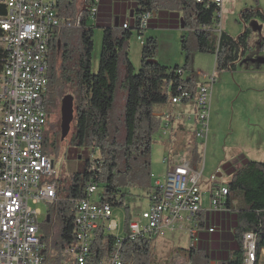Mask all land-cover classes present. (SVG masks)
<instances>
[{
    "label": "trees",
    "instance_id": "1",
    "mask_svg": "<svg viewBox=\"0 0 264 264\" xmlns=\"http://www.w3.org/2000/svg\"><path fill=\"white\" fill-rule=\"evenodd\" d=\"M114 1L116 0H83L84 8L76 21L70 16L74 0L56 2L57 16L63 24L70 23L71 26L63 25L54 30L50 39L44 106L48 120L49 113L56 107L64 88H70L75 116L70 138L71 148L66 154L73 149L74 160L79 159L82 164L72 171L63 198H59L60 179L53 177L57 181V200L50 207L49 213L55 212L60 227L55 241L57 253L52 261L48 256L47 234L44 231L41 233V241L45 246L43 254L49 264H60L66 259L62 252L73 242L75 205L78 200L90 197L85 192L88 183L101 187L98 202L108 203L112 208L124 204L125 196L131 194V188L146 187L149 190L152 137L162 130V109L182 91L194 96L197 88L190 67L193 53L213 54L216 71L232 72L237 62L250 49L251 31L247 23L255 17L264 22V13L259 8H244L240 11L244 29L233 37L223 29L219 34L213 31L219 21V7L215 0H130L132 16L126 14L123 21L114 25L111 23ZM92 8L96 10L91 14ZM161 10L169 11L172 15L176 12L180 14L177 23L180 26V19L182 20L181 49L185 54V63L174 67L160 64L155 59L156 39L148 36L142 41L140 66L135 70L128 57L127 42L133 31L141 36L147 29V24L145 28L139 27L145 12H151L152 16ZM5 14L6 7L0 4V17ZM89 19L92 20V25L87 23ZM124 24L126 27H123ZM94 26L102 29L96 72L91 71ZM175 26L177 27L174 24ZM1 35L3 30L0 28ZM261 46H264V39ZM7 56V51L0 46V73ZM119 92H124V105L117 113L119 115H116L115 105ZM47 131L46 124L43 150L49 154ZM58 142L56 126V129L53 127L50 145L52 151H56ZM191 145L192 166L198 168L201 162L200 145L194 138ZM86 150L96 152L92 160L88 156L83 157ZM92 163L95 165L94 170H91ZM223 168L229 176L224 185L227 189L226 206L232 213H216L214 218L221 226L231 225L232 236H229V243L223 242L226 248L220 252V259L215 260L212 243L216 242V238L210 231L200 230L206 222L202 212H199L196 237L188 249L178 248L176 252L184 255L191 264L198 256H203L205 261H214L215 264H243L242 234L251 231L254 232L256 242L253 264H260L264 250V161L235 160L224 163ZM233 201L236 202L235 206ZM129 221L127 216L123 238L107 232L104 226L93 230L89 244L91 264L105 261L118 238L122 239V264H152L151 239L128 238ZM44 225H48L47 221L41 224L42 230ZM227 235H230L229 232ZM167 264L186 263L172 261Z\"/></svg>",
    "mask_w": 264,
    "mask_h": 264
},
{
    "label": "built area",
    "instance_id": "2",
    "mask_svg": "<svg viewBox=\"0 0 264 264\" xmlns=\"http://www.w3.org/2000/svg\"><path fill=\"white\" fill-rule=\"evenodd\" d=\"M57 0H0L6 14L0 17V46L8 53L0 73V264H49L41 241L39 211L29 201L43 202L49 215L57 200V181L53 159L43 150L46 129L45 95L47 93V55L53 31L70 27L57 16ZM219 21L213 31H221L222 0ZM96 9H91V14ZM151 12H145L140 28H145ZM123 27H126L124 24ZM138 40L143 41L138 35ZM213 77L200 83L191 97L182 91L170 104L191 103L194 107L193 138L206 140ZM186 99V101H184ZM171 113H163V135L170 136ZM192 145L180 154H167L164 182L157 180L149 194L147 209L127 224L128 238L161 236L164 229L182 228L185 222L193 224L189 235L196 234L197 213L202 209L201 171L192 166ZM91 160L93 159L90 157ZM95 169L94 163L91 170ZM216 175L210 177L211 185ZM97 185L88 183L85 192L90 196L75 205L73 242L63 249L66 257L60 264H91L89 244L92 232L99 226L114 229L109 222L112 207L108 203L91 201ZM225 186L212 185L210 210L228 209ZM105 223L107 225L105 226ZM212 231V229H209ZM122 239H117L107 259L99 264H122ZM243 264H253L256 258L254 232L242 234ZM264 254V250L262 251Z\"/></svg>",
    "mask_w": 264,
    "mask_h": 264
},
{
    "label": "rangeland",
    "instance_id": "3",
    "mask_svg": "<svg viewBox=\"0 0 264 264\" xmlns=\"http://www.w3.org/2000/svg\"><path fill=\"white\" fill-rule=\"evenodd\" d=\"M249 7L259 8L264 13V0H223L221 27L224 31L233 37L239 35L244 29V24L240 20V11ZM83 8V0H74L70 16L75 18L76 21L80 18ZM87 23L93 24L90 19ZM247 26L251 31L249 37L250 49L237 62L234 71H216L214 69L215 56L209 53L194 52L190 65L197 86L202 82L209 81V78L213 77L208 118V137L206 140L199 141L201 154L200 169H202L200 186L203 208L209 207L210 177L220 172L222 176L216 178V183L219 186L226 185L229 180V176L221 168L224 162H232L240 156L248 160L264 161V46H261L264 39V22L255 17L248 22ZM148 36H154L156 39L155 59L160 64L174 67L175 65L182 66L185 63V54L181 49L182 29L180 27L165 29L150 27L141 35L144 40ZM101 41L102 29L94 26L93 49L91 52L92 72L97 71ZM141 47L142 44L138 40V34L136 31H133L127 42V50L129 60L135 70L140 66ZM58 55H60V51ZM199 70L205 74V77L199 74ZM67 94H72L68 86L64 88L63 94L58 98L56 107L51 109L47 120V146H49L47 150L52 155L50 157L54 162L55 177L60 179L59 198H63L65 194V188L69 184L72 171L75 168H79L82 164L81 161H78L79 159L74 160L73 149H71L68 155L66 154V151L71 148L70 138L74 119L70 124L68 134L62 140L60 139V103L61 98ZM123 105L124 92H119L115 105L116 115H119L117 113H119ZM190 115L189 118H185L186 116L175 117L171 125L174 128L178 125L191 128L194 125V115L193 113ZM182 118H185V120ZM171 125H169L168 129ZM56 126L59 142L56 151H52L50 145L53 140V127L56 129ZM164 138L163 130L156 132L152 137L150 154L151 186H154L155 180L164 182V172L166 169L165 164L162 162L166 149ZM95 154L96 152L90 153L86 150L83 157H92ZM71 156L73 157L70 158ZM130 191L131 194L125 196L123 205L112 208V216L109 222L115 221L116 227L112 230L108 228V231L106 230L120 238L125 236L126 217L128 216L132 219L140 216L147 209L149 202L148 189L146 187L131 188ZM100 193L101 187H98V190L91 195V201L98 202ZM29 205L31 208L39 211L38 221L43 224L47 214L46 205L43 202L35 203L32 200L29 201ZM228 212L229 214L232 213L231 210ZM47 224L44 227L42 226L44 230L40 229V233L44 231L47 234L48 256L50 257L49 260L52 261V257L57 253L55 241L58 238L60 227L55 212L49 213ZM106 225L107 223H105ZM190 227H193V224L185 222L182 228L165 229L162 237L158 238L159 240H152L150 244L151 263L167 264L174 261V263L191 264L186 260L187 258L184 255L175 251L178 248L188 249L191 245L196 234L189 235ZM195 229H197V226ZM228 232L230 235H227V233L219 238L221 245L213 247V258L215 260L220 259V252L224 247L226 248L223 242L229 243V236H232L231 227ZM192 264H215V262L211 260L205 261L203 256H198ZM260 264H264V254L261 256Z\"/></svg>",
    "mask_w": 264,
    "mask_h": 264
},
{
    "label": "crops",
    "instance_id": "4",
    "mask_svg": "<svg viewBox=\"0 0 264 264\" xmlns=\"http://www.w3.org/2000/svg\"><path fill=\"white\" fill-rule=\"evenodd\" d=\"M129 2H130V0H116V1H114V3H113V5H114V10H113L114 16L111 17V23L112 24L118 25V23L120 21L124 20V17H125L126 14H128L129 16H132V9L130 8L131 4ZM222 4H223V0H222ZM172 14L173 13H170L169 11L161 10L157 14L152 15L147 21V29L150 28V27H152V28H154V27L159 28L160 27L162 29L174 28V24L177 25L178 27H180L179 26V22L177 23L178 16H180V14L177 13V12H176L175 15H172ZM118 16H120V18ZM168 24H169V26H168ZM140 43L142 44L141 41H140ZM199 74L202 77H205V74L202 73V71H200V70H199ZM211 90H212V87H211ZM121 110H122V108L120 109V111ZM166 111H169L171 113V116H173V118L171 120L173 122L174 118L177 117V116H181V117L182 116H186L185 118H189V116H191L190 114L194 112V107H193V105L191 103H179V104H175V105L174 104H169L168 106H166L165 108L162 109V114L164 112H166ZM185 118H182V119L185 120ZM162 121H163V116H162ZM194 128H195V122H194V125L191 128L185 127L183 125H178L176 128H174L173 125H171L170 136L168 135V139H167V136H165V138H164L165 139L164 142L166 144V149L164 151L163 157L166 156L167 154H172L173 155V154L182 153L185 150V148H187V146H189L191 144V142L193 141V130H194ZM207 137H208V135H207ZM199 141L200 140H198V143H199ZM199 145H200V143H199ZM48 155L52 156L50 153ZM191 159H192V151H191ZM241 159H246V158L243 157V156H240L238 159L236 158L232 162H235V160H241ZM227 162H231V161H226L224 163H227ZM223 164L221 165V168L223 169V171L228 176L226 170L223 168ZM237 166H238V163H237ZM197 169L199 171H202V169H200V164L198 165ZM215 175H216V177H221L222 176L220 172H217ZM156 182H157V180H155L154 186H151L149 188L148 194L153 188H155ZM233 205L234 206L236 205L235 201H233ZM147 207H148V205H147ZM229 210H231V209H225L223 211H211L210 210V203H209V207L208 208H203L202 207V209L200 211V212H202L203 220H205V222H206V224H205V226H204L202 231H204L205 229H207L208 231H209V229H212V231H210V232H211V234H214V238H216V242L212 243V248L214 246L215 247L216 246L219 247L221 245V242L219 241V238H221L222 236L227 234L228 230L231 227V225H228V224H225L224 226L219 225V222L217 223L214 217L216 216V213H218V214L228 213ZM132 219H135V217L132 218ZM132 219H130V220H132ZM111 223L113 225H115V227H116L115 221L114 222L112 221ZM216 224H218V225H216ZM210 226L213 227V228H208ZM215 226H217L220 229L219 232H218L219 229L217 227H215ZM159 237H162V235L158 236V237H155L152 240L153 241L154 240H159L158 239Z\"/></svg>",
    "mask_w": 264,
    "mask_h": 264
},
{
    "label": "water",
    "instance_id": "5",
    "mask_svg": "<svg viewBox=\"0 0 264 264\" xmlns=\"http://www.w3.org/2000/svg\"><path fill=\"white\" fill-rule=\"evenodd\" d=\"M155 15V13L153 14ZM180 28H183L182 20L180 19ZM74 108L73 97L67 94L62 97L60 103V138L61 140L68 134L70 124L73 121ZM49 220V215H46L45 221Z\"/></svg>",
    "mask_w": 264,
    "mask_h": 264
}]
</instances>
